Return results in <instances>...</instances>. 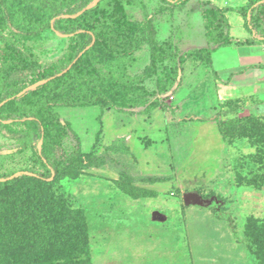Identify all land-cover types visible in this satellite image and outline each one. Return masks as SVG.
<instances>
[{
    "label": "rangeland",
    "instance_id": "374dc122",
    "mask_svg": "<svg viewBox=\"0 0 264 264\" xmlns=\"http://www.w3.org/2000/svg\"><path fill=\"white\" fill-rule=\"evenodd\" d=\"M107 1L93 0L87 5L85 16V12H79L75 17L86 22ZM119 1L124 7L123 18L101 19L94 24L95 32L99 34L98 43L102 42L114 52V60L98 46L84 56L94 41L79 57H82V62L89 61L95 65L96 76L115 80L117 99L125 108L117 110L92 106L55 109L59 121L67 130L62 133V147L68 153L80 148L84 154L104 158L94 168H71L68 177L60 180L51 178L47 182L50 191L60 198L66 197L71 209L84 219L82 240L84 237L85 240L78 243L74 239L69 251L64 249L62 240L55 252L37 257L39 262L264 264V169L261 168H264V129L255 128L253 123L254 119H264V107H259L254 97L221 103L215 119L221 125L226 144L219 143L220 137L214 128L201 126L199 122L189 121L179 126L178 130L170 126L162 133L159 123L154 122H159V112L153 113L154 118L146 120L153 122L150 128L142 117L143 120L130 117V114L140 116L151 103L158 106L157 110L171 109L172 90L179 80L184 83L186 64L197 66L205 63V54L198 53L201 49L206 50L203 45H208L213 60L215 50L226 46L222 45L224 41L227 46L241 44L245 40L254 42V35L232 11L246 5L247 0H193L192 4L190 0L182 8L169 6L162 0ZM220 6L229 9L223 22L218 20L220 13L217 18L212 16L213 8L221 10ZM260 20L259 27L264 25V18ZM61 28L65 29V26ZM241 29L243 32H240ZM134 34L141 38L145 35L137 49H133ZM3 35L0 38V61L8 53L6 40L12 37L8 31H4ZM12 39L20 49L30 47L42 68L26 79L24 75L20 76L23 82L15 86L16 93L11 89L4 94L0 108L6 110L13 108V98L45 84L48 81L46 77L70 62L84 43L80 33L63 36L53 31L38 37ZM218 43L222 46L213 50L212 46ZM232 52L229 50L228 54L235 57V52ZM164 54L173 58L163 60L161 56ZM215 60L223 64L233 61L228 55L220 53L215 55ZM153 61L151 78L142 80ZM204 74L197 69L194 78L187 79L192 78L190 81L196 82V78ZM196 106L199 115H206L204 107ZM5 123L8 127L0 129V175L26 169L45 172L44 160L30 147L32 142L28 141L23 148L22 137L18 135L29 133L34 136L36 127L29 123L13 125L10 120ZM129 129H133L136 135L139 133L151 138L149 149L143 151L140 146L136 150V145L134 149L140 165L155 174L143 175L129 152L111 154L110 148L105 149L108 139L116 137L119 130ZM9 131L13 133L10 135ZM124 136L125 140L129 139V136ZM173 139L177 144L174 155ZM34 144L38 153L50 154L51 147L44 145L42 139ZM225 156L227 164L222 170ZM144 161L149 162L148 166H144ZM174 166H178L184 174H173ZM157 167L159 170L154 172ZM174 177L177 180L175 185L172 182ZM187 192H196L202 195L204 201L212 202L202 207L205 209L191 207L185 212L183 194ZM153 212L160 216H153ZM211 213L215 215L213 218L226 223H213L209 217ZM249 218H254V224L248 223ZM224 226L228 228L225 232L221 230ZM19 229L33 235L26 221H16L3 230L1 237L5 241L12 240ZM21 249H12V253L9 247H0V253L10 262L5 260L3 264H25L22 260L26 256L19 253ZM0 259L2 261L3 258Z\"/></svg>",
    "mask_w": 264,
    "mask_h": 264
},
{
    "label": "trees",
    "instance_id": "16d2710c",
    "mask_svg": "<svg viewBox=\"0 0 264 264\" xmlns=\"http://www.w3.org/2000/svg\"><path fill=\"white\" fill-rule=\"evenodd\" d=\"M92 1L0 0V38L4 37V31L12 34V37L6 40L9 45L8 53L0 61V85H2L0 104L5 99L4 94L8 93L9 90L13 89V92L16 93V87L23 82V79L19 78L20 76L24 75L26 79L30 75H35L42 68L32 49L30 47L20 49L12 39L13 37L32 38L38 37L44 32L53 31L63 36L80 33L83 35L84 41L70 62L46 77L48 81L45 84L35 91L13 98L14 106L11 110L0 108L1 130L8 127L5 123L8 120L13 125L29 123L36 127L34 136L29 133L18 135L22 137L23 148L26 147L28 141L29 143L31 141L30 147L37 156L44 160L45 172L40 173L26 169L0 175V179H7V181L0 183V247H9L12 253V249L22 248L19 253L26 256L22 260V263L25 264H42L43 262H39L40 259L38 258H41L43 254L55 252L57 246L60 245L58 243H61L62 240H64L66 251L71 249L70 246L74 239L78 243L85 240V237L82 240V234H85L84 219L71 209L66 197L65 199L64 197L60 198V196L52 193L47 182L51 178L60 180L68 177L71 173L68 170L71 168H94V165H99L104 161L103 157L97 158L94 156L95 154H84L80 148L68 153L62 147L60 142L62 133L67 130L59 121L55 109L92 106H105L107 109L117 110L125 108L124 104L117 99L118 94L114 89L115 80L96 76L95 65L89 61L82 62V57H79L94 41V45L83 54L84 56L98 46L114 60V52L102 42H100L101 44L98 43L99 34L95 32L94 24L101 19L123 18L125 16L124 7L119 0H108L103 7L93 12L90 20L81 22L75 15L79 12L84 13L87 5ZM189 1L162 0L165 4L178 8H182ZM213 9L212 16L217 18L218 13H220L218 20L223 22L225 20L224 14L229 9ZM232 11L242 16L245 28L254 35V39L264 43V25L258 26L262 21L260 20L261 17L264 18V0H247L246 5ZM87 13L85 12L84 16ZM62 16L67 18H60ZM62 25L65 26V29L61 28ZM226 32L228 33L227 28ZM135 35L133 49H137L143 42L142 39H145V35L142 38L137 34ZM222 45H227V42L224 41ZM222 45L218 43L213 47L215 49ZM198 53L205 54V64L210 66L209 48L201 49ZM171 58L173 57L170 54L161 56L163 60ZM154 64L153 61L149 70L143 74L142 80L151 78ZM16 77L17 79H14ZM180 83L181 80L172 90L173 93L179 89ZM163 91L167 92V90ZM157 107L156 104L151 103L144 108L143 113H149ZM171 109L168 108V110ZM263 121L264 119L261 118L254 119V127L263 131ZM220 130L222 133L221 125ZM8 133L11 135L13 132L9 131ZM222 136L224 138L223 133ZM40 139L44 145L51 147L50 154L38 153L34 143ZM108 148H110L111 154L128 153L123 139H118ZM94 161H99V163L94 164ZM10 177L12 179L8 180ZM16 221L19 223L26 221L31 226L33 235L31 232L29 234L23 233V230L20 231L19 229V233L12 240H3L1 237L3 230L12 226ZM248 223L254 224V218H249ZM37 254H41V256H36ZM0 258L4 259L2 261L0 259V264H3L5 260L7 261L4 254L0 253ZM7 262L10 263L9 260Z\"/></svg>",
    "mask_w": 264,
    "mask_h": 264
},
{
    "label": "crops",
    "instance_id": "0c3cea01",
    "mask_svg": "<svg viewBox=\"0 0 264 264\" xmlns=\"http://www.w3.org/2000/svg\"><path fill=\"white\" fill-rule=\"evenodd\" d=\"M193 0H191L189 3L192 4ZM189 6H187V10ZM226 9L225 6H220L219 8ZM235 12V11H234ZM227 13V12H226ZM226 13L224 14L226 16ZM237 13V12H236ZM238 19L243 20L242 16L237 13ZM228 17V16H227ZM244 21V20H243ZM242 27V25H241ZM243 32V29L240 30V32ZM243 39V37H242ZM202 44V43H201ZM188 45V44H187ZM186 45V46H187ZM229 46V47H228ZM226 45L225 47H222L220 49L215 50L213 54V60L212 57L209 55V59L211 61V65L208 66L205 63L194 66L190 65V63L186 64V70H185V78L184 83L180 85L178 89L177 94H172L173 96V102L172 107L173 109L168 111H162L161 109L153 110L149 113H143L140 114V116H136L134 114H130L131 119L138 118L139 120H143L146 122V125L150 128L152 125V121H146L154 118L153 113L159 112L160 118L159 122L154 121L155 123H159V128L162 133L164 131H167L170 126L174 127L175 129H179V126L182 124H186L189 121H193L195 123H198L202 126L205 125L207 127L214 128L218 134H219V143L220 144H226L221 130L219 122L215 119V114L217 111V108L221 103L232 101L241 97H249L253 99L254 102H257L259 107H264V44L260 42V40L255 39L254 42L252 41H243V43L236 45ZM208 45H203L202 48H207ZM212 49L214 50V47L212 46ZM235 52V57H232V54H228V51L230 50L232 52ZM232 52V53H233ZM225 54L229 56V59H233V61H229L227 63L231 64H223V62L217 63L215 60V55L218 54ZM214 61V62H213ZM193 68V69H192ZM192 69V70H191ZM197 69L200 72L202 70V73L204 74L201 78H196V82H191L192 78H194L195 74L197 73ZM204 71V72H203ZM187 77H192L190 80L187 79ZM177 92V91H176ZM209 96H212L210 98ZM199 105L203 110H206V115H199L196 110H198ZM264 109V108H262ZM142 115V116H141ZM142 117L143 119H141ZM161 119V121H160ZM120 133H116V137H112V139H108L109 142L105 145V147H110L112 143L117 141L118 139L125 140V135L129 136V139L124 141L128 152L130 153V156H132L137 161V167L138 170L143 175H149V174H155L152 171H149L145 165L148 166V161H144L145 167H142L137 159L136 151L134 149V145H136V150L139 149L141 146L142 150H147L150 147V144L152 143L151 138L147 135H141L138 133L136 135L135 131L133 129L129 130H119ZM121 136V138H120ZM184 139L180 140L183 141ZM176 140H172L173 144V155L175 154V149L177 144L175 145ZM179 147V146H178ZM180 148V147H179ZM178 148V149H179ZM226 151V149H225ZM172 160H174V157H172ZM226 156L225 159H223V164L221 163V168L224 170V167L226 166ZM158 167L155 169L154 172H156ZM162 171V170H161ZM222 172V171H221ZM221 172H215L216 174H220ZM173 174H184L178 166H174V172ZM203 176V175H201ZM181 178V177H180ZM171 180V179H170ZM182 180V179H181ZM177 180L174 177L172 179L173 184L175 185ZM207 181L211 180L208 178ZM206 181V182H207ZM212 186V184H211ZM188 193V192H187ZM186 193L183 194V196ZM202 197V195L200 194ZM203 199V197H202ZM204 200V199H203ZM217 201V200H216ZM184 211H190L191 207H197L202 208L203 206L196 205V204H190L185 205ZM208 208V207H207ZM205 209V208H202ZM213 213L209 215V217L213 220V223H226L225 221L216 220V218H213ZM224 225V224H223ZM222 231L228 230L226 226L221 229Z\"/></svg>",
    "mask_w": 264,
    "mask_h": 264
},
{
    "label": "water",
    "instance_id": "95a60500",
    "mask_svg": "<svg viewBox=\"0 0 264 264\" xmlns=\"http://www.w3.org/2000/svg\"><path fill=\"white\" fill-rule=\"evenodd\" d=\"M9 179H12V177L8 178V180ZM5 181H7V179H0V183L5 182ZM183 201H184L185 205L196 204V205H200V206H208L212 202V200L204 201L202 199V197L196 192L186 193L183 196ZM157 215H159L157 212H153V216H157Z\"/></svg>",
    "mask_w": 264,
    "mask_h": 264
}]
</instances>
